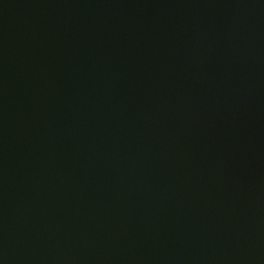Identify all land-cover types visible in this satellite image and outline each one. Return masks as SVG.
<instances>
[{"label":"water","instance_id":"1","mask_svg":"<svg viewBox=\"0 0 264 264\" xmlns=\"http://www.w3.org/2000/svg\"><path fill=\"white\" fill-rule=\"evenodd\" d=\"M0 264H264V0H0Z\"/></svg>","mask_w":264,"mask_h":264}]
</instances>
